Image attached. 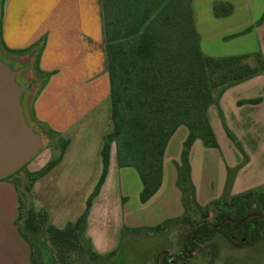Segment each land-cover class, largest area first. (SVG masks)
<instances>
[{"label": "crops", "instance_id": "1", "mask_svg": "<svg viewBox=\"0 0 264 264\" xmlns=\"http://www.w3.org/2000/svg\"><path fill=\"white\" fill-rule=\"evenodd\" d=\"M216 3L231 4L233 12L216 17ZM191 7L206 55L264 57V0H191ZM0 38L8 50L21 52L9 55L10 58L29 68L32 118L43 130H52L70 142L62 160L37 179L31 191L35 210L45 211L51 225L64 229L85 212L103 173L105 137L113 132L111 83L99 2L0 0ZM208 118L219 147H206L197 139L190 150L191 179L201 208L221 199L227 185L226 173L223 181L222 171L220 177H213L216 174L208 158L224 166L225 172L238 168L231 195L255 189L250 187L255 178L247 170L254 159H261L264 165V147L252 152L241 144L240 138L264 143V73L229 88L218 104L209 107ZM226 129L242 148H238L240 161L235 165L223 155L221 142L229 138ZM188 134V129L181 126L172 136L165 152L162 186L146 203L141 201L143 183L139 173L133 167L119 165L117 146L112 143L108 174L92 202L84 232L94 253L107 256L115 252L126 231L151 230L185 216L177 167L181 165ZM51 142L39 160H31L26 175L42 170L59 154ZM229 152L234 156L231 148ZM259 173L263 178L264 171ZM17 181L13 177L0 180V264L33 261L32 246L17 222ZM256 186L264 187V179L257 181ZM203 191L209 192L208 197Z\"/></svg>", "mask_w": 264, "mask_h": 264}, {"label": "trees", "instance_id": "2", "mask_svg": "<svg viewBox=\"0 0 264 264\" xmlns=\"http://www.w3.org/2000/svg\"><path fill=\"white\" fill-rule=\"evenodd\" d=\"M102 1L103 12H106V1ZM160 4L163 6L162 10L158 12L155 8L152 12L155 16L150 23L147 22L150 15L146 14L143 18L135 20V26L130 32L117 25L114 27L108 16L104 15V42L107 72L111 83L113 132L105 137L102 150L103 173L87 201L85 212L76 222H70L64 229H58L50 224L45 211L35 210L31 193L34 182L45 176L62 160L70 143L52 130L44 131L50 140L58 139L59 154L42 170L28 174L29 184H25L23 180L16 183L20 200L17 222L23 237L32 246V264H40L38 261L41 260L40 251L32 236L40 231L47 234L63 264L67 263L69 252H84L86 249L84 243L95 258L102 257L93 252L84 232L92 202L99 194L108 174L112 143H117L119 165L133 167L139 173L143 183L141 201L146 203L162 186L167 146L177 129L184 125L189 134L183 145L181 165L177 167V186L183 193L186 208V214L182 219L190 223L192 211L203 209L205 214L210 209L197 205L195 187L191 179L190 150L197 139L202 140L206 147H219L208 118V109L211 105L218 104L229 88L264 73V57L262 54L220 58L206 55L201 48V38L195 26L191 0L168 2L161 0ZM177 9L180 10L176 12ZM167 10H170L166 13L170 15L167 17L168 21H171L174 15L179 21L180 26L177 25L173 32L168 28V22L162 24L161 21L163 13ZM232 12L233 6L229 3H216L214 6L216 17H225ZM171 40L174 42L173 46L168 45ZM187 41L190 42L191 48L189 74L191 78L179 84L185 88L184 94H176L177 91L172 89L173 74L182 73L177 60L187 55V46L186 52L183 47V42ZM251 58L256 59L257 66L251 65L249 62ZM123 103L130 112H133L132 118L126 119L122 115ZM226 131L242 151L235 136L229 129ZM126 134L130 139L121 143ZM131 149H135L132 157L128 156ZM21 170L23 168L7 178L13 177ZM228 172L225 196L229 194L234 182L233 169H229ZM211 205L220 211L217 223L212 225L207 219L199 222L190 233L185 253L180 254L177 259L185 260L190 253H194L198 247L210 241L217 232L239 244H256L264 237V187L234 196L231 202L225 201L221 204L220 201H214ZM252 214L258 216H252L240 225L228 221L220 228L215 227L226 217L241 222ZM171 222L166 221L151 230L163 231ZM170 259V256L164 255L161 264H170Z\"/></svg>", "mask_w": 264, "mask_h": 264}, {"label": "rangeland", "instance_id": "3", "mask_svg": "<svg viewBox=\"0 0 264 264\" xmlns=\"http://www.w3.org/2000/svg\"><path fill=\"white\" fill-rule=\"evenodd\" d=\"M105 1L107 5V11L103 12V1L98 0L99 7L101 8L103 24L104 15H106L108 16L110 22L113 23L114 27H116L117 25L127 32H130L131 29H133V27L135 26V20L141 19L147 14V16L150 15L147 21L148 23H150L155 16L154 13L152 15V12L155 10V8L158 12L163 8V6L160 4L161 0H104V2ZM165 2H168V0H165ZM179 10L180 9H177L176 12H178ZM168 11L170 10H167L165 13H163L161 21L162 24H166L168 22L167 26L168 28H170V31L173 32L175 31V27L179 25V21L176 20L175 15L174 17H171V21H168L167 17L170 16L166 15ZM182 22L184 23V21ZM173 43L174 42L171 40L168 45L173 46ZM186 46L187 55L177 60L180 69H182V73L180 75L173 74L172 89L177 91L176 94H184L183 92L185 88H183V86L181 87L179 84H181V82L187 81V78H191V76L189 77L191 61L190 42H183L184 52H186ZM0 48L5 53V55H7V57H10L8 55H13V53L9 52L5 45H3L1 38ZM103 50L105 52V42L103 43ZM249 62L252 66L258 65L256 59L254 58H251ZM124 100L125 96L122 97V101ZM121 113L123 116H125L126 119H130L133 117V112H130L125 107V103L122 104ZM181 126L185 127L184 125ZM261 134V142H264V133ZM128 139H130V137L126 134L122 138L121 143ZM177 140L178 139L174 140V144L177 142ZM57 141V138L53 139L51 142V146H55L58 149L56 145ZM240 142L244 147H249L252 152L260 149L262 146L264 147V143L255 144L254 142H247V140H244L243 138H240ZM221 143L225 160L228 163L234 165L235 163H239L240 159L238 155L240 156L241 152L239 151L236 144L230 140V137L226 138V142ZM115 144L117 146V143ZM179 145L180 143L178 141V147ZM230 148L231 150H233L234 156L230 154ZM134 153L135 149H131L128 156L132 157L133 155L131 154ZM41 154L36 156L34 160H39L42 156ZM31 162L32 161L24 166L23 170L14 175L13 179L23 180L25 184H29L30 178L28 177V175H26V173L28 170L27 166ZM208 163L211 164L212 170L214 174H216L213 175L214 178L220 177L222 171V181L225 180V173L226 180H228L229 172L228 170L227 172H225L224 166L219 163L215 164V161L211 160L210 158H208ZM261 170L264 171L262 160L254 159L252 165H250L249 169L247 170V173L251 177L255 178L254 181H252V184H250V187L255 188L253 190L261 189V187L258 188V186H256L257 181L264 179V177L260 178L259 176V172ZM233 171L234 172L232 174L235 179L236 174L238 173V168H233ZM232 187L230 189V192L232 191ZM230 192L226 196L224 195L221 199H218L216 201H220L221 204L225 201L231 202L235 195H231ZM203 193L207 194L208 197L209 192L203 191ZM210 205L207 206L210 207V209L205 214V211L203 209H195L194 211H192L190 213V223L184 222L181 218L176 221H172L168 226L164 227L163 231H153L145 229L137 232L126 231L121 247L115 250V252L111 255L95 258L92 251L84 243L83 245L86 247L85 251L82 253L74 251L69 252L67 254L66 264H161L164 255L171 257L170 264H264V237L256 244H239L230 241L222 233L219 232L215 233L210 241L198 247L194 253H190L189 256L185 258V260L177 259L180 254L185 253L190 233L199 222L207 219L208 222L212 225H215L217 223L220 211L215 206ZM205 216H207V218H205ZM32 236L37 249H39L40 251L41 260L38 261L40 262V264H63L59 259L57 250L52 246L47 234L44 231H40L39 233H36Z\"/></svg>", "mask_w": 264, "mask_h": 264}, {"label": "water", "instance_id": "4", "mask_svg": "<svg viewBox=\"0 0 264 264\" xmlns=\"http://www.w3.org/2000/svg\"><path fill=\"white\" fill-rule=\"evenodd\" d=\"M29 68L22 62L7 57L0 48V180L5 179L27 165L50 142L49 136L32 118L29 102L31 84ZM252 216L236 222L240 225Z\"/></svg>", "mask_w": 264, "mask_h": 264}, {"label": "flooded vegetation", "instance_id": "5", "mask_svg": "<svg viewBox=\"0 0 264 264\" xmlns=\"http://www.w3.org/2000/svg\"><path fill=\"white\" fill-rule=\"evenodd\" d=\"M227 218H228V217H226L223 221H225ZM223 221H222V222H223ZM222 222H220L219 224H221ZM226 222H228V221H226ZM226 222H225V223H226ZM225 223H224V224H225ZM219 224H218V225H219ZM224 224H222V225H224ZM233 224H234V223H233ZM218 225H216L215 227L218 228V227H217Z\"/></svg>", "mask_w": 264, "mask_h": 264}]
</instances>
